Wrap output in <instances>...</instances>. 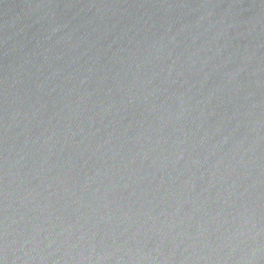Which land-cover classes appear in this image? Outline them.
<instances>
[{
  "label": "water",
  "instance_id": "water-1",
  "mask_svg": "<svg viewBox=\"0 0 264 264\" xmlns=\"http://www.w3.org/2000/svg\"><path fill=\"white\" fill-rule=\"evenodd\" d=\"M0 264H264V0H0Z\"/></svg>",
  "mask_w": 264,
  "mask_h": 264
}]
</instances>
